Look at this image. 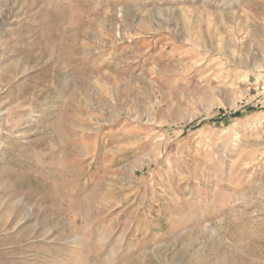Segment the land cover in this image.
<instances>
[{
  "label": "rangeland",
  "instance_id": "obj_1",
  "mask_svg": "<svg viewBox=\"0 0 264 264\" xmlns=\"http://www.w3.org/2000/svg\"><path fill=\"white\" fill-rule=\"evenodd\" d=\"M0 264H264V0H0Z\"/></svg>",
  "mask_w": 264,
  "mask_h": 264
}]
</instances>
